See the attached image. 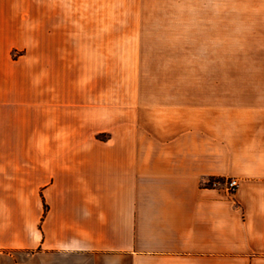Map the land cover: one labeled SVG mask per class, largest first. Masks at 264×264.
<instances>
[{
	"label": "crops",
	"instance_id": "1",
	"mask_svg": "<svg viewBox=\"0 0 264 264\" xmlns=\"http://www.w3.org/2000/svg\"><path fill=\"white\" fill-rule=\"evenodd\" d=\"M186 13L264 58V0H0V264H264V68L203 47L195 101L128 108L62 68Z\"/></svg>",
	"mask_w": 264,
	"mask_h": 264
},
{
	"label": "rangeland",
	"instance_id": "2",
	"mask_svg": "<svg viewBox=\"0 0 264 264\" xmlns=\"http://www.w3.org/2000/svg\"><path fill=\"white\" fill-rule=\"evenodd\" d=\"M178 15L180 18L172 21L171 30L160 34L166 43L70 46L71 60L67 58L62 62V68L66 66L68 69L71 63L70 69H74L78 84L81 78L90 83L94 94L98 93V103L108 98L110 107L118 104L126 108L136 101L141 104L195 101L198 69L203 63L205 66L210 63L206 59L204 62L202 57L200 60L203 47H215L218 56L229 50L233 53L230 61L224 62L218 57L217 68H264V58L261 59L260 55H253L249 60L241 55L244 51L255 54L260 46L200 45V36L206 38L214 34L221 37L228 34V29L224 28V31L219 21L214 30L203 28L207 22H200L196 13Z\"/></svg>",
	"mask_w": 264,
	"mask_h": 264
},
{
	"label": "built area",
	"instance_id": "3",
	"mask_svg": "<svg viewBox=\"0 0 264 264\" xmlns=\"http://www.w3.org/2000/svg\"><path fill=\"white\" fill-rule=\"evenodd\" d=\"M220 180L217 178H212L209 180V184L212 186H218L220 184ZM239 186V181L237 178H229L226 180L225 189L228 193H234Z\"/></svg>",
	"mask_w": 264,
	"mask_h": 264
}]
</instances>
